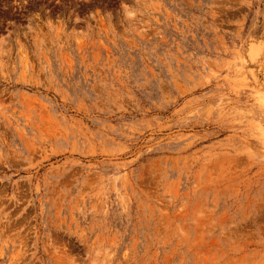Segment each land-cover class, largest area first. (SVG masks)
<instances>
[{
  "label": "rangeland",
  "instance_id": "1",
  "mask_svg": "<svg viewBox=\"0 0 264 264\" xmlns=\"http://www.w3.org/2000/svg\"><path fill=\"white\" fill-rule=\"evenodd\" d=\"M0 264H264V0H0Z\"/></svg>",
  "mask_w": 264,
  "mask_h": 264
}]
</instances>
